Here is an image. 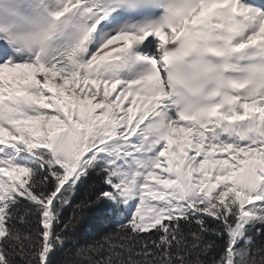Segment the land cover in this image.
<instances>
[{
    "label": "snow or ice",
    "instance_id": "snow-or-ice-1",
    "mask_svg": "<svg viewBox=\"0 0 264 264\" xmlns=\"http://www.w3.org/2000/svg\"><path fill=\"white\" fill-rule=\"evenodd\" d=\"M0 264H264V0H0Z\"/></svg>",
    "mask_w": 264,
    "mask_h": 264
},
{
    "label": "trees",
    "instance_id": "trees-1",
    "mask_svg": "<svg viewBox=\"0 0 264 264\" xmlns=\"http://www.w3.org/2000/svg\"><path fill=\"white\" fill-rule=\"evenodd\" d=\"M103 208L104 206H101L99 209H96L93 211V221L94 222L101 220L100 215H98V212H100Z\"/></svg>",
    "mask_w": 264,
    "mask_h": 264
},
{
    "label": "bare ground",
    "instance_id": "bare-ground-1",
    "mask_svg": "<svg viewBox=\"0 0 264 264\" xmlns=\"http://www.w3.org/2000/svg\"><path fill=\"white\" fill-rule=\"evenodd\" d=\"M5 72H6V74L8 73V71H6V70H5Z\"/></svg>",
    "mask_w": 264,
    "mask_h": 264
}]
</instances>
